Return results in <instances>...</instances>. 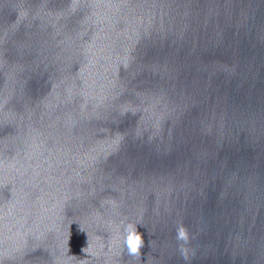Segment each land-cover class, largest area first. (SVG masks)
<instances>
[{"label": "water", "instance_id": "95a60500", "mask_svg": "<svg viewBox=\"0 0 264 264\" xmlns=\"http://www.w3.org/2000/svg\"><path fill=\"white\" fill-rule=\"evenodd\" d=\"M177 226L264 264V0H0V264H180Z\"/></svg>", "mask_w": 264, "mask_h": 264}, {"label": "clouds", "instance_id": "9594fccd", "mask_svg": "<svg viewBox=\"0 0 264 264\" xmlns=\"http://www.w3.org/2000/svg\"><path fill=\"white\" fill-rule=\"evenodd\" d=\"M187 235L184 229L180 226H177L174 233V243L179 247L176 249V255L180 264H187V257L185 253V249L187 247ZM123 243L127 249L129 255L139 256L141 254V248L144 246V239L142 238V234L137 230V226L132 223H128L124 227V237ZM88 248H82V252H87ZM86 259L81 262V264H86Z\"/></svg>", "mask_w": 264, "mask_h": 264}]
</instances>
